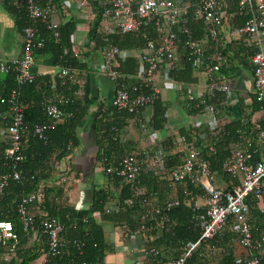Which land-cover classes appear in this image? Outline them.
Listing matches in <instances>:
<instances>
[{
	"label": "trees",
	"instance_id": "16d2710c",
	"mask_svg": "<svg viewBox=\"0 0 264 264\" xmlns=\"http://www.w3.org/2000/svg\"><path fill=\"white\" fill-rule=\"evenodd\" d=\"M51 1L52 9L56 10L57 13L63 15V11L70 12V8L64 10V0ZM100 1L90 0L93 16L86 20V45L92 46L93 49H101L106 44H113L120 49L135 51V54L129 55L120 62L117 68L119 76L115 82L111 81L113 89L116 84L119 86H131L130 84L140 80L139 72L143 67L139 57V50L144 48L147 40L156 39V17L146 21L135 32L124 34L109 33L100 24L103 9ZM236 2L237 0H219V7L224 12L220 27V40L217 43L207 42L202 46L204 57L215 49H218L228 57V63L223 65L220 70V72L225 73H231L242 67H249L250 56L255 50L252 41L247 36L231 38L229 35L233 28L241 26L249 18L250 12H238ZM7 3L9 4H6V7L14 17L17 30L21 32L22 27L32 23L26 13L25 3L23 0H17L15 4L9 0ZM186 4L187 9L184 17L185 26L189 32L187 34H179L180 43L189 39L200 40L205 35L206 27L209 26L202 17L196 16L198 5L195 0H184L183 5ZM69 15L71 14L69 13ZM47 21L38 19L34 23L36 27L35 38L43 40V45L35 50V59L42 54L51 56L54 67L58 64L67 66L71 70H82L85 68L87 62H80L77 57L78 54L72 51V36L78 23L77 18L71 15L61 19L57 37L52 35V31L47 27ZM156 44H158V41ZM179 50L183 53V56H180L179 59V67L169 70L167 79L175 82H196L198 80L197 72H199L200 66L205 61L204 57L201 59V57L190 56L184 48L182 50L179 47ZM34 73L36 75L31 82L22 84L16 82L14 71L11 68L6 73H2L0 78V125L5 127L11 121L15 113V105L22 106L23 113V132L19 141L22 159L13 161V159L6 157V142L3 139L0 140V176L11 172L13 169L20 171L19 179H9L7 185L0 188V219L10 220L13 230L19 238L16 254L8 264H32L35 259L44 255L46 256L44 264H102L110 244L105 239L101 224L95 220L93 214L100 213L105 215L104 205L111 196L110 190L93 185L89 207L78 209L63 199L61 196V182H58L59 184L56 183L59 178L63 177L60 176V173L63 172L61 169L63 162L80 143L78 128L82 124V120L88 115L95 98H85L80 96V94H75L78 87L75 84L73 87L70 86L71 82H67L68 77L62 80V78L54 75L50 79L48 75L40 77L35 71ZM62 88L64 89L62 90ZM13 90L14 95L12 98ZM254 100L257 103H261L255 98ZM49 103H56L62 110L63 114L60 119L56 121L48 119L45 113V106ZM193 105L192 103L187 106L189 115H196L202 112L203 105H200V107H194ZM151 106L153 114L148 120L149 125H151L153 130H160L166 122L167 104L160 98L159 94ZM132 116L135 118L134 114L129 113L127 110L118 111L113 107L112 110H103L97 117L95 122V157L102 166L103 172V167L106 166V163L107 165L110 162L115 163L113 160H117L127 153L118 149V129L124 125L127 118ZM43 122H50L49 128L44 130L42 136L34 134L32 132L33 125ZM235 126H238V124ZM246 127L245 131L251 132L252 141L258 138L259 131L264 130V125L262 124L254 126V128L247 124ZM224 128V126H221L219 132L217 131L218 128L211 130L212 139L210 140L212 141L210 142H213L214 139L216 153L210 155L209 158L213 170H218V172L227 175L221 167V161L229 152L223 150L221 148L223 144L219 142L221 138L223 140L230 138L231 133L237 127H229L231 130L227 127L226 129ZM179 131L186 135L188 140H190L192 131H195L197 140L194 145L201 150L202 154L206 155L208 143L204 144L202 136H198L201 135V132L197 128L191 126L189 134L184 130ZM220 132L229 134L227 137L222 134L221 137ZM163 144L168 149L171 143L166 145L163 142ZM143 150L145 149H136L139 156ZM178 154V152H172L166 155L167 166L180 164L181 161ZM102 156L107 157V162H102ZM106 177L108 181L113 183V187L119 190L116 217L121 219L123 216L131 214V211L136 214L139 211H144L151 204L162 208L163 218L155 216L154 219L148 222V220H141L140 217H136L134 227L137 230H139V225L144 222L148 227V235L150 234L151 236V234L158 231L152 240L145 241L148 250L150 248L157 249L162 244V241L165 243L178 241L179 253H181V247L186 241L198 238L200 228L195 226L192 220L191 203L195 193L201 190L190 181L178 182L182 184L173 183L167 177H158L152 172L151 168L143 164L139 176V184L146 190V194L144 193L141 196L134 194L130 182L110 175H106ZM175 185H180L178 195L176 197H168V190ZM181 187L189 189L191 192L185 195L181 192ZM225 189L230 190V187H225ZM36 191L42 193V200L40 202L33 201L28 206L29 210L35 213V227L37 229L35 237L33 232L23 230L16 206L23 196ZM145 198L148 201V205L143 202ZM168 198H176L178 203L165 210L163 206ZM247 201L250 206V230L254 240H256L259 236H264V213H259L256 205L257 200L255 201L248 197ZM122 206L124 207L123 210L119 208ZM53 216H57L63 224V230L59 237L65 241L60 254L57 256L47 254L46 237L39 233L41 220L45 217ZM234 226V219L230 217L228 224L219 235L199 243L187 259V264H235V257L243 254V250L238 245L239 235ZM127 227H129L128 224H126V229H128ZM79 243H81L80 246H78ZM235 245L240 248L237 253H235ZM2 252L3 249L0 248V256ZM207 253L208 255H206ZM158 255L150 254L152 264H163V259L158 260ZM260 264H264V255L262 254Z\"/></svg>",
	"mask_w": 264,
	"mask_h": 264
},
{
	"label": "built area",
	"instance_id": "2783aa9c",
	"mask_svg": "<svg viewBox=\"0 0 264 264\" xmlns=\"http://www.w3.org/2000/svg\"><path fill=\"white\" fill-rule=\"evenodd\" d=\"M29 23L22 27V53L21 56L9 61L0 59V73H6L9 68L14 71V78L17 83L31 82L35 73V50L43 45L42 39H36V27L34 23L38 19L48 20L47 27L52 35L58 36L59 22L52 17L56 10L52 9L51 0H23ZM70 1V0H69ZM64 0L69 8L72 2ZM103 5L102 19L100 24L106 32H117L120 34L135 32L146 21L156 17L155 31L156 39L147 40L144 48L139 50V57L143 64L139 72L140 80L130 84L131 86L115 85L112 95V105L118 111L127 110L134 114L137 123L144 127V120L141 109L151 106L154 99L160 94V87L156 84L157 75L168 80V71L179 67L180 56L183 53L179 47L185 49L188 55L204 57L203 44L207 42L217 43L220 40V27L224 12L219 7V0H195L198 5L196 16L202 17L208 23L205 35L200 40H185L179 42V34H187L185 26V13L187 4L184 0H101ZM77 12L92 18L93 12L89 0H74ZM238 12H250L249 18L239 27L233 28L229 34L231 38L247 36L254 45V52L250 56V67L252 72V93L257 101L264 102V0H237ZM72 36V51L74 52V41ZM158 41V44H156ZM75 53V52H74ZM135 51L120 49L116 45L106 44L101 47L102 64L107 78L115 82L119 76L118 66L129 55ZM204 62L199 72L207 81L208 91L201 92L197 86L187 85L183 100L185 105L200 107L203 105L202 113L208 115L209 123L216 128L218 114L215 107V99L220 92H227L229 86L219 79L217 74L221 67L228 63V57L218 49L205 55ZM57 76L71 78V69L67 66L55 65ZM14 90L11 97L13 98ZM66 100V99H62ZM59 100V101H62ZM14 115L11 121L0 127V140L6 142L5 156L19 161L22 159L20 152V138L23 132L22 106H14ZM45 113L50 121L61 118L63 112L56 103H49L45 106ZM198 113L195 116L197 119ZM50 122L36 123L33 125V133L42 136L45 129L49 128ZM145 128V127H144ZM196 138L195 131L190 134V140L186 136H180L178 142L187 146L185 154L180 156V164L167 166L166 155L159 149L143 150L138 155L136 149L127 151L115 163L110 162L103 167L104 174L123 179L132 184L135 195L146 194V190L139 184V176L143 164L152 169L158 177H167L171 182L190 181L201 190L205 203L200 205L196 200L191 203L192 220L195 226L200 228V234L196 240H189L184 243L181 253L175 257L166 259L163 264H187V259L197 248L200 242L219 235L228 224L229 218L233 217L234 229L239 235L238 245L242 248L243 254L235 257V264H260L261 254L264 255V236L254 240L250 230V206L248 197L260 199L264 194V158L255 159V149L251 144L234 148L221 161V167L229 176L232 187L226 190L224 186L215 183L216 171L211 167L210 155L216 153L214 143L206 146V155L194 145ZM258 138H264V130L259 131ZM196 142V141H195ZM102 162H107V157L102 156ZM20 171L13 169L9 173L1 174L0 188L7 185L9 179H19ZM237 183H233L234 180ZM42 193L36 191L23 196L17 203L18 217L23 225L24 231L37 234L35 227V213L29 210L31 202H40ZM148 205V201L143 199ZM164 209L168 210L178 203L176 198H168L164 202ZM148 209L153 214L145 212ZM151 216H150V215ZM159 216L163 218L164 213L158 205L151 204L144 211H140L141 220L151 221ZM148 227L142 222L139 231H145ZM63 230V224L57 216L45 217L40 222L39 233L47 240V254L57 256L60 254L63 240L59 237ZM19 244L18 235L13 230L10 220L0 219V248L3 252L0 256V264H8L16 254ZM81 243L78 244L80 246ZM146 254H158V250L150 248L145 250ZM46 256L41 257L39 264H44Z\"/></svg>",
	"mask_w": 264,
	"mask_h": 264
},
{
	"label": "crops",
	"instance_id": "0c3cea01",
	"mask_svg": "<svg viewBox=\"0 0 264 264\" xmlns=\"http://www.w3.org/2000/svg\"><path fill=\"white\" fill-rule=\"evenodd\" d=\"M9 2V0H7ZM6 0H0V59L3 61H9L21 56L22 53V35L15 25V20L7 9ZM14 4L17 0H11ZM69 1V0H68ZM73 6L70 8V12H64L63 15L55 13L53 19L60 22L65 17L74 15L77 18V26L73 34L74 52L78 54L80 62L86 61V67L81 69H72L71 78L67 79V82H71L69 85L73 87L75 84L78 88L75 94L85 98H95V102L89 109L88 115L82 120V124L78 128V135L80 143L77 148L69 155V157L63 162L62 170L66 173L56 183L61 182L62 186L61 196L65 201L75 208H87L90 205L92 198L93 185L108 188L111 196L108 198L104 205L105 215L100 213H94L93 217L99 222L103 228L105 239L110 244L109 249L106 251L102 260V264H152L150 254H146L145 241H150L154 238L158 231L154 234L148 235L147 230L139 231L136 229V217H140V211L135 214L123 216L121 219L116 217L118 209V194L119 190L113 187V183L108 181L106 175L102 171V166L96 160V135H95V122L97 117L103 110H112V95H113V83L107 78L104 70L101 68L102 57L101 49H93L92 46H87V24L86 15H82L77 12L74 5V0H70ZM69 1V2H70ZM90 1V0H89ZM70 2V3H71ZM64 10L69 6L64 3ZM69 13L71 15H69ZM39 76L48 75L50 79L54 75H57V68L52 63L51 56L38 55L35 59L33 66ZM198 80L196 82H175L171 80H164L162 77H156V84L160 87V98L167 104L166 122L164 127L160 130H153L149 125V119L152 116V106H146L141 110L143 117L144 127H141L135 118H127L122 127L118 129L119 145L118 149L122 152L133 149H161L166 154L172 152H178V157L185 154L187 146L178 142L180 136H186L180 133L179 130L186 132L190 131V127L197 128L200 131L204 144H211V130L214 129L209 123V117L204 112L198 115L195 119V115L188 114L187 105L183 100L185 87L187 85H194L199 88L201 92L208 91L207 81L201 72H197ZM218 78L226 82L229 86L227 92H220L215 99V107L217 109V131L224 126L231 130V127H237L231 137L227 140L221 138L219 143H222L223 150L230 153L234 148L243 147L251 144L255 149L254 158H264V138H256L251 140V132H246V125L258 126L264 125V102L257 103L254 100L252 93V72L251 67L246 66L241 69H236L231 73L219 72ZM2 73H0V78ZM44 79V78H43ZM73 83V84H72ZM64 88H62L63 90ZM240 121L239 123H237ZM232 122V123H230ZM234 122V124H233ZM227 123L226 125H223ZM238 126H235L237 125ZM246 124V125H245ZM2 127V125H0ZM230 127V128H229ZM251 128V127H250ZM236 132V133H234ZM225 134V137L229 133L220 132V136ZM187 137V136H186ZM222 137V136H221ZM215 138V137H214ZM197 140V134L195 141ZM194 141V144H196ZM170 146L166 149L165 145ZM243 145V146H242ZM113 148L114 146L111 145ZM216 171V170H215ZM77 178V179H75ZM77 180V184L74 187L68 188L67 186ZM238 180H234L233 183H237ZM178 183V182H177ZM215 183L224 186L232 187L228 175L222 174L216 171ZM182 184V183H178ZM73 186V183H72ZM180 185H175L168 190V197H176L178 195ZM181 192L185 195L191 190L181 187ZM158 191V190H157ZM75 197V198H74ZM74 199V200H73ZM197 201L200 205L205 203V198L202 192L195 193L192 200ZM254 200V199H253ZM257 200V201H256ZM258 206L259 213H264V194L260 199H255ZM251 202V201H250ZM123 210V206L119 207ZM145 212L152 213V211L146 209ZM150 215V214H149ZM151 216V215H150ZM126 224L129 225L126 229ZM148 235V236H146ZM148 237V239H147ZM231 243V242H230ZM182 248V247H181ZM158 260L175 258L180 253V247L178 241L174 243H165L157 248ZM240 251L238 245H235V253ZM208 255V253L206 254ZM41 257L35 259L32 264H39Z\"/></svg>",
	"mask_w": 264,
	"mask_h": 264
},
{
	"label": "rangeland",
	"instance_id": "374dc122",
	"mask_svg": "<svg viewBox=\"0 0 264 264\" xmlns=\"http://www.w3.org/2000/svg\"><path fill=\"white\" fill-rule=\"evenodd\" d=\"M166 154V153H165ZM60 176H66V173L65 172H61L60 173ZM61 178H59V180H60ZM75 179H77V178H75ZM72 183H73V186H72ZM72 183L70 184V185H68L67 187L68 188H70V186L71 187H74V186H76V184H77V180H74V182L72 181ZM59 184V183H58ZM171 196H173V193H171ZM171 196H169V197H171ZM75 198V197H74ZM74 200V199H73ZM40 262V261H39Z\"/></svg>",
	"mask_w": 264,
	"mask_h": 264
}]
</instances>
